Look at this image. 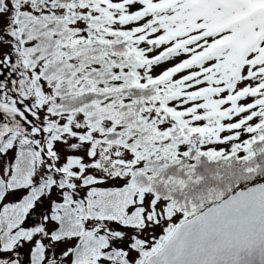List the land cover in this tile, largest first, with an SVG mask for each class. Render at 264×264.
<instances>
[{
    "label": "snow or ice",
    "instance_id": "1",
    "mask_svg": "<svg viewBox=\"0 0 264 264\" xmlns=\"http://www.w3.org/2000/svg\"><path fill=\"white\" fill-rule=\"evenodd\" d=\"M0 264H264V0H0Z\"/></svg>",
    "mask_w": 264,
    "mask_h": 264
}]
</instances>
